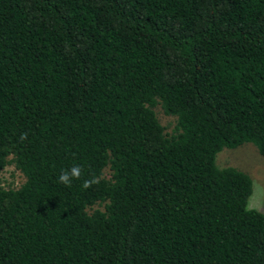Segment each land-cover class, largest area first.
Returning a JSON list of instances; mask_svg holds the SVG:
<instances>
[{"label": "trees", "instance_id": "trees-1", "mask_svg": "<svg viewBox=\"0 0 264 264\" xmlns=\"http://www.w3.org/2000/svg\"><path fill=\"white\" fill-rule=\"evenodd\" d=\"M244 144L264 0H0V264H264L253 182L215 164Z\"/></svg>", "mask_w": 264, "mask_h": 264}, {"label": "rangeland", "instance_id": "rangeland-1", "mask_svg": "<svg viewBox=\"0 0 264 264\" xmlns=\"http://www.w3.org/2000/svg\"><path fill=\"white\" fill-rule=\"evenodd\" d=\"M156 115L160 125L170 133L175 125V118L164 115L160 108H156ZM215 164L219 168L233 167L251 178L253 192L248 208L264 214V157L259 155L256 148L251 144H244L236 149H222L216 156ZM105 174L108 175L107 169ZM1 178L5 188L17 189L24 182L23 176L13 166L5 168Z\"/></svg>", "mask_w": 264, "mask_h": 264}, {"label": "clouds", "instance_id": "clouds-1", "mask_svg": "<svg viewBox=\"0 0 264 264\" xmlns=\"http://www.w3.org/2000/svg\"><path fill=\"white\" fill-rule=\"evenodd\" d=\"M21 141L27 139V134L22 133L20 137ZM82 168L79 165H74L71 167V169L63 170L61 174L58 177V180L60 183L66 185V186H71V183L74 179L78 180L81 178L82 175ZM99 182L98 177H92L91 179L85 180L82 187L84 189L90 188L93 184H96Z\"/></svg>", "mask_w": 264, "mask_h": 264}]
</instances>
